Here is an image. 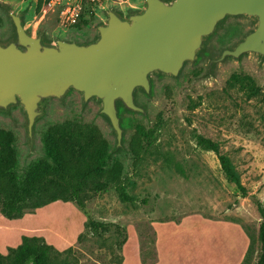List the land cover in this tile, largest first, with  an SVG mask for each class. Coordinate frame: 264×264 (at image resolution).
Segmentation results:
<instances>
[{
  "label": "rangeland",
  "instance_id": "rangeland-1",
  "mask_svg": "<svg viewBox=\"0 0 264 264\" xmlns=\"http://www.w3.org/2000/svg\"><path fill=\"white\" fill-rule=\"evenodd\" d=\"M36 2L0 0V43L13 40L10 11L20 14L26 30L40 35L46 44L58 40L87 44L97 39L107 11L124 17L143 5L142 0H107L101 6H86L81 19L87 23L80 22L77 29L62 21L60 8L50 7L48 0H42L39 13ZM254 26L248 17H226L205 39L196 59L186 62L176 77L150 75L151 92L135 91L143 113L120 114L119 147L109 121L100 113V101L84 102L74 90L61 99L42 100L31 141L21 106L0 110V129L15 137L18 175L44 157L41 139L48 126L67 120L90 123L109 144L108 164L123 165L132 183L128 191L137 200L123 204L109 190L86 202L93 220L125 230L121 249L112 233L96 236L86 231V216L75 205L54 202L21 219L0 215V254L17 247L23 236H36L60 252L71 248L74 264H241L249 247L248 264H255L260 222L256 203L264 208V58L245 54L212 62ZM243 77L248 82L237 81ZM137 124L156 131L140 165L133 167L127 145ZM196 135L219 144L240 174L245 196L225 179L216 155L196 146ZM62 230L71 231L72 238Z\"/></svg>",
  "mask_w": 264,
  "mask_h": 264
},
{
  "label": "water",
  "instance_id": "water-1",
  "mask_svg": "<svg viewBox=\"0 0 264 264\" xmlns=\"http://www.w3.org/2000/svg\"><path fill=\"white\" fill-rule=\"evenodd\" d=\"M142 1V8L128 16L107 11L97 39L87 44L64 40L46 44L40 35L26 30L20 14L9 12L15 38L0 43V110L21 106L30 141L42 100L61 99L74 90L84 102L100 101V113L109 121L119 147L122 130L116 102L143 113L134 102V91L149 93L152 74L176 77L226 17H248L255 26L212 62L245 54L264 58V0Z\"/></svg>",
  "mask_w": 264,
  "mask_h": 264
},
{
  "label": "trees",
  "instance_id": "trees-1",
  "mask_svg": "<svg viewBox=\"0 0 264 264\" xmlns=\"http://www.w3.org/2000/svg\"><path fill=\"white\" fill-rule=\"evenodd\" d=\"M36 3L39 13L42 0H37ZM80 22L81 25L87 23L80 18L72 26L78 29ZM22 24L24 26L23 20ZM14 38L15 34L12 36ZM237 81L248 82V79L243 77ZM115 108L119 121L122 111H130L120 101L116 102ZM155 131V128L146 131L144 126L135 125L127 145L133 167L140 165L144 150L151 143ZM14 143V134L0 129V215L16 220L54 202L72 203L86 216V231L96 236L112 233L118 239V249L122 248L126 241L125 230L116 224L95 221L86 212V202L89 199L109 190H113L123 204H134L137 201L128 191V186L132 183L126 178L123 165L120 162L108 164L109 144L96 125L67 120L48 126L41 139L44 157L31 163L22 175H18L16 171L18 160ZM195 143L202 151L216 155L225 179L235 186L241 196H245L246 188L240 174L231 159L221 151L219 144L201 135L195 136ZM146 202L141 201L142 204ZM256 205L260 222L257 232L259 251L255 264H264V208L259 202ZM80 238L81 236L78 240ZM249 257L250 247L241 264H248ZM74 263L71 248L60 252L43 238L36 236H23L17 247L9 248L6 255L0 254V264Z\"/></svg>",
  "mask_w": 264,
  "mask_h": 264
},
{
  "label": "built area",
  "instance_id": "built-area-1",
  "mask_svg": "<svg viewBox=\"0 0 264 264\" xmlns=\"http://www.w3.org/2000/svg\"><path fill=\"white\" fill-rule=\"evenodd\" d=\"M107 0H48L50 7L60 8V17L68 25H75L86 6H101Z\"/></svg>",
  "mask_w": 264,
  "mask_h": 264
},
{
  "label": "bare ground",
  "instance_id": "bare-ground-1",
  "mask_svg": "<svg viewBox=\"0 0 264 264\" xmlns=\"http://www.w3.org/2000/svg\"><path fill=\"white\" fill-rule=\"evenodd\" d=\"M56 220H57V219H56ZM58 220H59V219H58ZM56 222H58V221H56ZM57 225H59V224H56L55 226H57ZM60 225H62V224H60ZM60 225H59V226H60ZM57 227H58V226H57ZM60 229H61V228H60ZM58 230H59V229H57V231H58ZM68 230H72V231H74V229H72V228H71V229L68 228ZM54 231H56V230H54ZM54 231H53V232H54ZM62 231L64 232V230H62ZM58 232H59V231H58ZM67 232H68V231H67ZM70 232H71V231H69L68 233H70ZM54 233H55V232H54ZM64 233H65V232H64ZM68 233H67V234H68ZM224 233H225V232H224ZM67 234L65 233V235H67ZM71 234H72V233H70V237L73 236V235H71ZM219 235H220V234H219ZM68 236H69V235H68ZM66 237H67V236H66ZM66 237H65V238H66ZM219 237H220V236H219ZM71 238H72V237H71ZM63 239H64V237H63ZM212 239H213V238H212ZM219 239H220V238H219ZM65 240H68V238L65 239ZM67 242H68V241H67ZM211 242H212V241H211ZM212 244H213V243H212ZM214 244H215V243H214ZM214 244H213V245H214ZM228 244H229V243H228ZM62 245H63V244H62ZM216 246H217V245H216ZM217 247H218V246H217ZM224 247H225V245H224ZM228 248H229V247H228ZM215 250H216V249H215ZM226 250H227V249H226ZM228 250H229V249H228ZM228 250H227V251H228ZM212 251H213V250H212ZM214 252H215V251H214ZM201 253H202V252H201ZM218 253H219V250H218ZM219 254H220V253H219ZM221 254H222V253H221ZM221 254H220V255H221ZM212 260H213V259H212ZM180 262H181V261H180ZM186 262H187V261H186ZM186 264H187V263H186Z\"/></svg>",
  "mask_w": 264,
  "mask_h": 264
}]
</instances>
